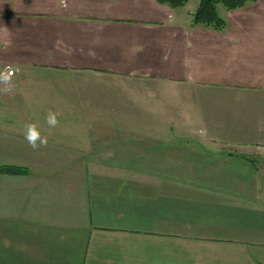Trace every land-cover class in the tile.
Segmentation results:
<instances>
[{
	"label": "crops",
	"instance_id": "crops-1",
	"mask_svg": "<svg viewBox=\"0 0 264 264\" xmlns=\"http://www.w3.org/2000/svg\"><path fill=\"white\" fill-rule=\"evenodd\" d=\"M189 2L0 0V264H264V0Z\"/></svg>",
	"mask_w": 264,
	"mask_h": 264
},
{
	"label": "trees",
	"instance_id": "trees-1",
	"mask_svg": "<svg viewBox=\"0 0 264 264\" xmlns=\"http://www.w3.org/2000/svg\"><path fill=\"white\" fill-rule=\"evenodd\" d=\"M160 3L168 4L173 8L185 6L190 0H157ZM257 0H200L197 9L193 13L194 25H203L212 27L216 30H222L226 26V21L218 13V5L222 4L228 10L243 7L248 2ZM0 174L26 175L28 168L19 165H0Z\"/></svg>",
	"mask_w": 264,
	"mask_h": 264
},
{
	"label": "clouds",
	"instance_id": "clouds-1",
	"mask_svg": "<svg viewBox=\"0 0 264 264\" xmlns=\"http://www.w3.org/2000/svg\"><path fill=\"white\" fill-rule=\"evenodd\" d=\"M12 87L10 76L4 72H0V94H8L12 90ZM58 115L59 113L51 111L47 114L46 123L50 129L56 128L59 125ZM23 135L28 145L34 150L40 147H47L48 137L41 135L36 123H25L23 126Z\"/></svg>",
	"mask_w": 264,
	"mask_h": 264
},
{
	"label": "rangeland",
	"instance_id": "rangeland-1",
	"mask_svg": "<svg viewBox=\"0 0 264 264\" xmlns=\"http://www.w3.org/2000/svg\"><path fill=\"white\" fill-rule=\"evenodd\" d=\"M198 2L199 0H190L187 8L195 7ZM228 11L230 12L231 10H228L222 4H219V14L221 17H226V12ZM7 67H9L13 71V74L9 75L13 87L8 94H0V105L22 104L24 103L23 98L25 97L21 96V98L20 96H17V94L19 93L18 91H20L21 89H25L26 87H28V70L19 69L17 67H13L12 65L5 64L0 66V72H3L4 69ZM14 89L17 90V92L15 91L16 96L12 95L13 93L15 94V92H13ZM26 100L28 101V98ZM17 116H21V114H17Z\"/></svg>",
	"mask_w": 264,
	"mask_h": 264
},
{
	"label": "built area",
	"instance_id": "built-area-1",
	"mask_svg": "<svg viewBox=\"0 0 264 264\" xmlns=\"http://www.w3.org/2000/svg\"><path fill=\"white\" fill-rule=\"evenodd\" d=\"M3 72L8 74V75H12L13 74V71L9 67L5 68Z\"/></svg>",
	"mask_w": 264,
	"mask_h": 264
}]
</instances>
